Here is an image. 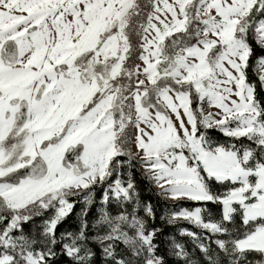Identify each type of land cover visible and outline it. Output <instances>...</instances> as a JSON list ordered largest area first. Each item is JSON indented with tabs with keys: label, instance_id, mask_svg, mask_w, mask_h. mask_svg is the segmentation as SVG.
<instances>
[{
	"label": "snow or ice",
	"instance_id": "snow-or-ice-1",
	"mask_svg": "<svg viewBox=\"0 0 264 264\" xmlns=\"http://www.w3.org/2000/svg\"><path fill=\"white\" fill-rule=\"evenodd\" d=\"M0 264H264V0H0Z\"/></svg>",
	"mask_w": 264,
	"mask_h": 264
},
{
	"label": "trees",
	"instance_id": "trees-1",
	"mask_svg": "<svg viewBox=\"0 0 264 264\" xmlns=\"http://www.w3.org/2000/svg\"><path fill=\"white\" fill-rule=\"evenodd\" d=\"M137 179H139V177H137ZM140 185H141V195L144 199H152L153 201H155V197L152 196L151 193L147 192V191H144V188H145V183L143 181H140ZM159 215H160V211L158 210L157 212V222L159 223ZM71 220V218H70ZM70 222V221H69ZM164 227V231L165 233H169V232H174L175 231V227H172V226H168V225H162ZM183 226H188V225H183Z\"/></svg>",
	"mask_w": 264,
	"mask_h": 264
}]
</instances>
